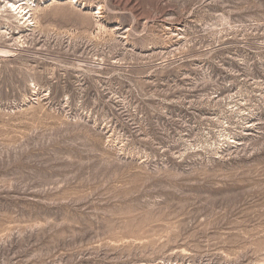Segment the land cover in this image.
Wrapping results in <instances>:
<instances>
[{"label":"rangeland","instance_id":"374dc122","mask_svg":"<svg viewBox=\"0 0 264 264\" xmlns=\"http://www.w3.org/2000/svg\"><path fill=\"white\" fill-rule=\"evenodd\" d=\"M17 1L0 264H264V0Z\"/></svg>","mask_w":264,"mask_h":264},{"label":"bare ground","instance_id":"6f19581e","mask_svg":"<svg viewBox=\"0 0 264 264\" xmlns=\"http://www.w3.org/2000/svg\"><path fill=\"white\" fill-rule=\"evenodd\" d=\"M11 6L14 8V10L17 12L19 16H21V19L24 20V23H27L26 25L32 24V18H31V9L30 5L25 2L24 0H19L17 2H11ZM34 25V24H33Z\"/></svg>","mask_w":264,"mask_h":264}]
</instances>
